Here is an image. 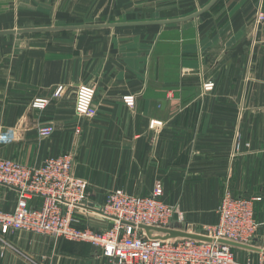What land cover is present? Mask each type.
<instances>
[{"label":"crops","instance_id":"0c3cea01","mask_svg":"<svg viewBox=\"0 0 264 264\" xmlns=\"http://www.w3.org/2000/svg\"><path fill=\"white\" fill-rule=\"evenodd\" d=\"M211 1L0 0V32L58 29L0 36V135L40 138L38 129L51 125L53 136L30 142L21 163L39 167L72 154L95 207L108 192L147 196L161 187L191 230H207L226 191L260 198L257 234L234 249L238 262L264 264V144L234 149L237 136L242 143L264 135V0H218L182 23L70 29L185 19ZM83 85L96 89L88 117L75 111ZM127 96L136 97L134 108ZM18 200L15 189L0 185V210ZM30 205L39 208L41 200ZM75 218L81 228L112 226L93 210L78 209ZM12 240L14 249L0 244V264H111L85 242L24 231Z\"/></svg>","mask_w":264,"mask_h":264},{"label":"built area","instance_id":"2783aa9c","mask_svg":"<svg viewBox=\"0 0 264 264\" xmlns=\"http://www.w3.org/2000/svg\"><path fill=\"white\" fill-rule=\"evenodd\" d=\"M258 20L264 21L263 13H259ZM213 88V84L205 85L207 91ZM62 94V88H59L55 95L59 97ZM95 95V87L83 85L77 89L74 104L78 116L90 115ZM124 103L134 108L136 97H125ZM36 105L44 104L39 102ZM158 125L159 122H152L150 127ZM53 134L51 125L38 129V135L43 140L50 139ZM240 141V136H237L235 151L241 147ZM74 169L72 154L48 157L39 167L0 155V185L15 189L19 196L11 211L0 210V244L5 250V247H14L2 237L24 231L89 243L102 250L103 256L111 264H243L236 260L235 249L221 241L248 244L258 231L255 202L261 199L236 198L228 190L218 208L217 223L205 230L212 242L146 239L137 226L171 228L176 218L178 223H184L180 208L165 201L163 188L158 187L147 196H134L123 190H115L105 195L101 206L95 207L89 183L78 178ZM35 198L41 200L39 208L30 205ZM89 208L100 210L102 216L112 220V226L100 231L79 227L75 211ZM188 232L192 233L190 227Z\"/></svg>","mask_w":264,"mask_h":264},{"label":"water","instance_id":"95a60500","mask_svg":"<svg viewBox=\"0 0 264 264\" xmlns=\"http://www.w3.org/2000/svg\"><path fill=\"white\" fill-rule=\"evenodd\" d=\"M218 0H212L210 4H208L202 10H199L197 13L189 16L185 19H178V20H171V21H157V22H138V23H120V24H101V25H92V26H78L75 28L70 29H87V28H120V27H129V26H148V25H167L172 23H182L188 21L190 19H196L204 12L208 11L212 8ZM58 29L54 28H43V29H20V30H13V31H3L0 32V36L5 35H14V34H24V33H32V32H39V31H54ZM89 210H93L101 215L103 213L100 210L89 208ZM126 225L134 226L133 224H129L124 222ZM139 230H141L145 235L146 239L149 240H179V239H194L198 241H205V242H212L210 238H207L208 232L205 230H198L196 228H192V233L189 231V226L186 223H177L173 227H162L157 225L146 226V225H139L137 226ZM206 236V237H204ZM221 243L229 245L233 248H246L240 242L234 241H226L222 240Z\"/></svg>","mask_w":264,"mask_h":264},{"label":"rangeland","instance_id":"374dc122","mask_svg":"<svg viewBox=\"0 0 264 264\" xmlns=\"http://www.w3.org/2000/svg\"><path fill=\"white\" fill-rule=\"evenodd\" d=\"M49 25L53 26V27L54 26H61L60 24H56V23L49 24ZM17 29L19 30V29H33V28H16L13 30H17ZM34 29H37V28H34ZM252 137H253V140L248 138L247 136H245V139L242 140L241 144H242V148L244 149V152H247L248 150L252 149L251 148L252 147L251 141L254 142V140H257V142H260L259 145L264 144V135L257 136L256 138H254V136H252ZM41 140H43V139H40V138L35 137V136L14 134V133H12V131H9L3 135H0V145L2 144L5 147L3 150V153L2 152L1 153L3 154V156H5L9 159H12V160H15L18 162H25V159H27L28 155H29V152H28L29 145L28 144H30V142L36 143L35 141L38 142ZM36 144H38V143H36ZM239 152H243V150H240ZM239 152H237V154H239ZM221 201H222V198H221ZM220 204H221V202H220ZM217 214H218V209H217ZM212 227H214V226H212ZM256 234H257V232H256ZM12 235H14V234H11L9 236H3L2 238L8 244L12 245L13 244ZM5 248L6 249H13L11 247H5Z\"/></svg>","mask_w":264,"mask_h":264}]
</instances>
